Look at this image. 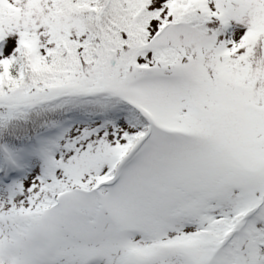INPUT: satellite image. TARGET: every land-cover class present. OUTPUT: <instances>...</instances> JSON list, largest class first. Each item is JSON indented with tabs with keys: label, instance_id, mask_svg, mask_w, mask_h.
<instances>
[{
	"label": "snow or ice",
	"instance_id": "obj_1",
	"mask_svg": "<svg viewBox=\"0 0 264 264\" xmlns=\"http://www.w3.org/2000/svg\"><path fill=\"white\" fill-rule=\"evenodd\" d=\"M0 264H264V0H0Z\"/></svg>",
	"mask_w": 264,
	"mask_h": 264
}]
</instances>
